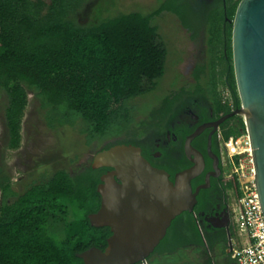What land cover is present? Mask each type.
Wrapping results in <instances>:
<instances>
[{"label":"trees","instance_id":"obj_1","mask_svg":"<svg viewBox=\"0 0 264 264\" xmlns=\"http://www.w3.org/2000/svg\"><path fill=\"white\" fill-rule=\"evenodd\" d=\"M85 1L0 0V92L7 97L4 115L10 149L20 146L29 91L45 111L48 127L80 124L87 145L109 140L102 148L107 149L120 143L135 144V136H140L128 128L130 102L153 88L165 71V52L156 42L161 38L152 19L164 11L179 17L181 12L174 5L176 0H169L146 15L122 13L82 26L74 14ZM208 47L209 62L196 64L192 72L195 87L167 95L149 118H165L190 94L208 95L217 113L240 107L230 46ZM144 81L149 88L143 87ZM220 83L230 94L224 101L218 92ZM145 123L141 121L139 129ZM244 130L242 117L235 115L223 125L221 137H237ZM123 133L128 137L116 139ZM105 170L90 164L73 175L58 170L21 194L4 184L0 264H84L78 253L91 247L103 250L110 233L93 227L88 215L100 206L96 187ZM204 193L200 192L199 201ZM205 241L208 246L222 247L223 252L227 236L211 240L206 235Z\"/></svg>","mask_w":264,"mask_h":264},{"label":"water","instance_id":"obj_2","mask_svg":"<svg viewBox=\"0 0 264 264\" xmlns=\"http://www.w3.org/2000/svg\"><path fill=\"white\" fill-rule=\"evenodd\" d=\"M231 51L240 107L212 125L235 115L242 117L264 217V0L239 2L233 18ZM206 126L186 137L184 153L191 165L177 172L173 180L165 170L152 166L133 144H115L92 156L91 168L110 170L99 178L96 190L100 206L88 219L93 227H109L111 235L103 250L91 247L77 254L84 264L143 261L163 239L171 221L184 211H192L199 191L208 188L210 176L220 172L209 137L208 156L214 172L193 190L191 181L203 171L204 158L191 142Z\"/></svg>","mask_w":264,"mask_h":264},{"label":"flooded vegetation","instance_id":"obj_3","mask_svg":"<svg viewBox=\"0 0 264 264\" xmlns=\"http://www.w3.org/2000/svg\"><path fill=\"white\" fill-rule=\"evenodd\" d=\"M240 1L176 0L178 5L186 6L193 18L198 21V26L193 29L184 26L181 22L180 25L190 33L192 40H196L199 31H203L204 36L201 41L206 47L210 45L230 46L232 62V25ZM231 9H234L233 15L229 16ZM213 31L216 33L212 34ZM219 85L223 86L224 91L219 89ZM219 85L218 92L222 100L229 99L230 94L226 87L222 83ZM226 114L228 113L216 112L208 95L190 94L177 102L165 118L160 116L153 119L149 116L145 121V126L141 129L140 136H135V144L132 142L129 144L138 146L142 156L152 166L165 170L170 180H173L177 172L191 165L184 153L186 137L196 128L208 125L191 142V145L200 151L204 158L203 171L191 181L194 190L204 183L209 173L214 172L213 161L208 156L209 137L211 152L217 155L216 150L220 152L219 137L222 127L230 117L216 126L212 124ZM217 156L220 172L217 176H210L208 188L199 191L192 211H184L176 216L160 243L143 261L135 264H235L227 251V245L236 233L230 206L237 192L228 188V184L224 182L220 155ZM108 170L110 169L106 168L102 174ZM202 190H205V193L199 201L198 196ZM96 228H105L109 231L110 234L106 238L107 245V239L111 235L110 228L107 226ZM206 235L211 240L226 235L227 242L224 243L223 252L222 247L219 249L216 245L208 246L205 241Z\"/></svg>","mask_w":264,"mask_h":264},{"label":"rangeland","instance_id":"obj_4","mask_svg":"<svg viewBox=\"0 0 264 264\" xmlns=\"http://www.w3.org/2000/svg\"><path fill=\"white\" fill-rule=\"evenodd\" d=\"M168 1L86 0L74 14V19L78 25L92 26L122 13L139 12L146 15ZM174 5L180 10L181 17L165 11L152 19L161 38L156 42L162 44L165 52V71L153 88L130 102L131 122L128 123V128L139 134L142 132L139 129L141 121H146L167 95L182 87H195L192 75L195 65L210 60L211 52L201 41L203 31H199L197 39L192 40L190 33L180 25L181 22L193 29L198 26V21L186 6L178 5L176 1ZM143 87L147 89L150 85L144 81ZM222 87L219 85V89L224 91ZM6 103V94L0 92V196L4 184H9L12 191L21 194L31 185L49 179L58 170H65L73 175L89 165L92 156L109 142L95 140L87 145L85 134L80 132V124L74 127H48L44 119L45 111L41 109L38 98L29 91L21 124L20 146L10 149L4 115ZM127 137L123 133L116 139ZM13 200L14 197L9 201Z\"/></svg>","mask_w":264,"mask_h":264},{"label":"built area","instance_id":"obj_5","mask_svg":"<svg viewBox=\"0 0 264 264\" xmlns=\"http://www.w3.org/2000/svg\"><path fill=\"white\" fill-rule=\"evenodd\" d=\"M224 182L237 192L231 202L235 236L227 251L235 264H264V217L255 183L249 138L244 130L237 137H219Z\"/></svg>","mask_w":264,"mask_h":264}]
</instances>
